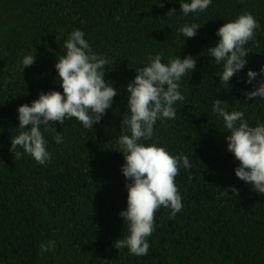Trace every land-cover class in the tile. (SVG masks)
<instances>
[{"label": "trees", "instance_id": "16d2710c", "mask_svg": "<svg viewBox=\"0 0 264 264\" xmlns=\"http://www.w3.org/2000/svg\"><path fill=\"white\" fill-rule=\"evenodd\" d=\"M179 7L178 0H0V264H264V195L235 176L239 161L227 150L229 132L211 112L217 98L245 111L250 123L264 122V101L245 102L242 94L252 88L244 82L247 69L264 64V0H212L199 15H166ZM244 11L260 28L246 46L248 64L227 88L207 48L216 29ZM193 21L202 24L198 34L180 36L177 29ZM74 28L112 61L105 78L117 88L113 106L93 130L76 119L50 122L64 139L57 144V132H44L52 156L46 165L27 154L17 160L9 150L19 131L17 106L41 91L62 92L54 64ZM28 53L35 63L21 72ZM156 53L163 62L197 58L181 79L186 99L177 102L176 119L157 121L153 136L173 154L187 155L191 167L175 178L182 210L175 218L165 208L155 212L148 254L137 257L114 246L127 234L118 214L127 204L124 157L115 141L124 132L126 85L137 64ZM229 185L238 196L221 195ZM50 240L55 247L41 255L39 245Z\"/></svg>", "mask_w": 264, "mask_h": 264}, {"label": "clouds", "instance_id": "9594fccd", "mask_svg": "<svg viewBox=\"0 0 264 264\" xmlns=\"http://www.w3.org/2000/svg\"><path fill=\"white\" fill-rule=\"evenodd\" d=\"M179 10L170 8L166 15L175 16L179 11L184 16L199 15L206 11L212 0H178ZM161 3V0H159ZM202 24H182L180 36L193 38ZM259 22L251 12L244 11L224 22L216 29L217 39L207 48V56L221 69L219 83L231 88L230 80L248 64L246 47L255 40ZM31 53L22 56L18 68L22 70L35 63ZM162 53L149 55L138 63L135 76L126 85L127 107L121 116V129L116 143L124 157L121 172L127 189L126 208L118 214L126 226L127 234L114 241L117 249L126 248L137 257L148 254L149 237L155 231V212L160 208L169 210V218H175L183 208L182 196L175 183L179 170L191 167L184 153L173 154L165 146L153 140L157 121L175 120L177 102L186 99L181 92V79L192 73L197 58L175 55L163 62ZM112 61L104 54L93 50L85 32L74 28L63 41L62 53L57 56L54 68L62 92L56 89L41 91L31 103L17 106L18 134L10 138L9 150L18 160L21 155L31 156L39 165L52 159L48 151L45 131H55V143L63 142V136L50 124L64 125L65 121L78 120L82 127L93 130L106 110L112 108L117 88L105 78ZM246 84L251 89L243 90L245 102L249 99L264 101V64L259 69L248 68ZM211 112L223 121L227 150L239 161L234 168L235 176L249 184L250 189L264 195V122L252 124L245 118V111L238 107L229 110L224 100L215 98ZM18 149H22L18 151ZM222 196L239 195L236 186L222 189ZM126 222V225H125ZM55 241L42 242L40 254L52 250Z\"/></svg>", "mask_w": 264, "mask_h": 264}]
</instances>
